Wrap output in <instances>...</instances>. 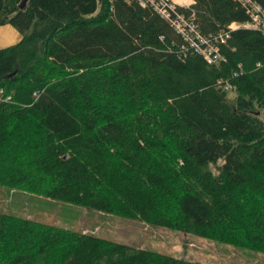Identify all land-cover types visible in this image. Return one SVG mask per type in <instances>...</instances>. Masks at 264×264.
<instances>
[{
  "label": "trees",
  "instance_id": "1",
  "mask_svg": "<svg viewBox=\"0 0 264 264\" xmlns=\"http://www.w3.org/2000/svg\"><path fill=\"white\" fill-rule=\"evenodd\" d=\"M192 1L208 39L249 22ZM3 25L21 39L0 49V187L264 252L262 33L210 65L135 0H0ZM0 264L207 263L0 211Z\"/></svg>",
  "mask_w": 264,
  "mask_h": 264
},
{
  "label": "rangeland",
  "instance_id": "2",
  "mask_svg": "<svg viewBox=\"0 0 264 264\" xmlns=\"http://www.w3.org/2000/svg\"><path fill=\"white\" fill-rule=\"evenodd\" d=\"M190 4L193 5L194 2L191 0ZM221 163L219 161L217 166ZM217 166L213 165L211 169L215 170ZM0 211L75 233L94 235L114 243L158 252L168 257L175 256L207 264H264V252L219 244L213 240L180 234L162 227L153 228L138 220L128 221L113 215L87 211L81 207L48 201L3 187H0Z\"/></svg>",
  "mask_w": 264,
  "mask_h": 264
},
{
  "label": "built area",
  "instance_id": "3",
  "mask_svg": "<svg viewBox=\"0 0 264 264\" xmlns=\"http://www.w3.org/2000/svg\"><path fill=\"white\" fill-rule=\"evenodd\" d=\"M141 6H150L159 17L163 18L176 33L183 37L186 42H189L191 48L195 49V52L200 54L203 59L210 65H215L220 61V48L219 45L226 43L229 38V33L239 29L255 30L263 34L264 36V11L263 8L256 4L253 0H234L237 4H240L245 14L249 17V22L238 24L236 22L231 23L227 27L226 33L219 34L214 40L208 39L197 31L194 21L195 16L193 14L188 17L179 9L189 10L191 4L188 0H135ZM228 89L231 87H227Z\"/></svg>",
  "mask_w": 264,
  "mask_h": 264
},
{
  "label": "crops",
  "instance_id": "4",
  "mask_svg": "<svg viewBox=\"0 0 264 264\" xmlns=\"http://www.w3.org/2000/svg\"><path fill=\"white\" fill-rule=\"evenodd\" d=\"M20 39V34L10 25L0 26V49L15 45Z\"/></svg>",
  "mask_w": 264,
  "mask_h": 264
},
{
  "label": "water",
  "instance_id": "5",
  "mask_svg": "<svg viewBox=\"0 0 264 264\" xmlns=\"http://www.w3.org/2000/svg\"><path fill=\"white\" fill-rule=\"evenodd\" d=\"M22 8V6H20Z\"/></svg>",
  "mask_w": 264,
  "mask_h": 264
},
{
  "label": "bare ground",
  "instance_id": "6",
  "mask_svg": "<svg viewBox=\"0 0 264 264\" xmlns=\"http://www.w3.org/2000/svg\"><path fill=\"white\" fill-rule=\"evenodd\" d=\"M189 1V0H188Z\"/></svg>",
  "mask_w": 264,
  "mask_h": 264
}]
</instances>
